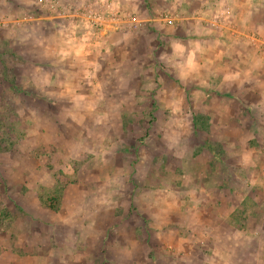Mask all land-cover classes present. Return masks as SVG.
Listing matches in <instances>:
<instances>
[{"label": "rangeland", "instance_id": "obj_1", "mask_svg": "<svg viewBox=\"0 0 264 264\" xmlns=\"http://www.w3.org/2000/svg\"><path fill=\"white\" fill-rule=\"evenodd\" d=\"M181 1L115 3L129 38L171 40L160 62L131 47L119 62L87 55L81 22L0 0V264H264V62L244 102L190 95L199 19ZM223 3L215 15L235 18ZM249 10L264 25V0ZM249 30L234 41L262 56L264 30Z\"/></svg>", "mask_w": 264, "mask_h": 264}, {"label": "crops", "instance_id": "obj_2", "mask_svg": "<svg viewBox=\"0 0 264 264\" xmlns=\"http://www.w3.org/2000/svg\"><path fill=\"white\" fill-rule=\"evenodd\" d=\"M110 1L120 3V5L122 6L121 3L124 0ZM176 1L180 2V0ZM199 1L200 0H198V2ZM224 1L227 0H201L198 6V12H195V10H193L194 5L182 0L181 2L184 4H182L180 7H183V9L177 10V13L179 14H186L189 16V18L199 19L198 23L195 24L194 27L192 26V28L198 29L200 31V43L198 49L196 47L197 43L194 42L195 39L190 38V40L185 41L183 53L184 61L190 59L189 77L191 81L187 87L188 92L193 96L199 94L200 97H202L201 99H203L200 102L203 103L206 102V98L209 96L214 97L217 102L221 101L226 103L229 101H236L237 103H240L243 101L242 96H245V93H243V85H245V87L247 88L248 95L250 92L253 93V89L256 90L259 88V83L256 80V75L258 73H256L255 67L257 63H260V61L257 62L259 58L263 60L261 61L262 63L264 62V54L262 56H256L255 49H252L250 43H248L250 40L249 29L254 28V30L258 29L259 31L264 30V25L261 24L262 22L256 24V20L253 19L254 17L249 10L250 7H252V9L255 7V0H251V3L249 2V0H237L236 7L238 11L236 10L235 18L232 19L230 17L226 19V15H222L221 18L215 15V12L219 8V5ZM186 4H188V6ZM239 9H241V11ZM44 12L46 14L49 13L48 11ZM191 12H193L192 14L194 16L190 14ZM195 13H198L197 16H195ZM143 14L145 16L147 15L145 12ZM46 18L52 17L49 16ZM123 21L126 22V20ZM143 22H145V20H143ZM231 23L236 24V26L232 25ZM126 31L127 25H123L122 29L117 32H113L105 28L102 29V31L99 33L98 43H95V41H89L86 44L88 48L87 55L89 53H93L94 55L90 57L94 59L103 57L110 61V58H116V60L122 62L125 60L128 54V47H131V55L141 56L144 54H148L149 59H154L155 62H160V60H162V57L159 54L162 49H167L166 53H169V55H171V40L166 41L163 44L161 40L156 37V34H152L149 38H137V40L134 41L133 39L129 38L127 33H125ZM236 33H240L241 35H244V37H247V45L245 43L241 44L234 41L235 39L233 37H236L235 35H238ZM228 34L230 36H228ZM239 37L241 36L238 35L237 39H240ZM69 38L73 42H71L73 50L75 51L76 47V51H78V54H80V46L83 44H81L75 36H69ZM176 40L177 39H175V41ZM175 41L172 42L174 45H176L177 42ZM138 48H141V50H139ZM145 48L149 53H145ZM173 50L176 49L173 48ZM185 53H187L186 56ZM192 60H199L200 63L203 61V65L201 66V69L199 71V78L197 74L193 72V67H195V64H192ZM245 64L248 65L249 68H247L246 71H242L245 70H241V68H243ZM219 65L222 66V68H218ZM228 65H230V69H228ZM204 66L206 67V69H204ZM215 66L219 70L215 71ZM208 69L212 72H205V70ZM151 70L154 71L158 69L157 67L153 68L152 66ZM241 86H243L242 89H240ZM257 93L261 95L262 91ZM155 94H160V91H156ZM158 98L159 97L156 96L155 98L151 99V102H155V100H157ZM188 99L191 101L190 96ZM247 100L249 102L247 103L248 105L253 104L255 106L256 103H254L252 95L249 96ZM216 106L219 108L218 105ZM172 164L173 161L171 163V169ZM176 165L182 166V163H180V161H177ZM183 166L185 167V164ZM171 230V232L174 233V230L177 229ZM182 235L183 238L187 236L183 233ZM174 238L178 239L181 238V236H174Z\"/></svg>", "mask_w": 264, "mask_h": 264}, {"label": "built area", "instance_id": "obj_3", "mask_svg": "<svg viewBox=\"0 0 264 264\" xmlns=\"http://www.w3.org/2000/svg\"><path fill=\"white\" fill-rule=\"evenodd\" d=\"M38 3L47 8L50 14L56 13L57 17L72 18L76 23H82L85 33L80 38L82 41H95L99 42V33L102 29H108L113 32L120 31L123 25H127V21L124 22L121 16L118 14V8L114 5V1L97 0L92 4L77 7L72 12L70 10H62L59 8L60 3L57 0H38ZM165 22L171 25V19H164ZM131 22H136L135 18L131 19ZM130 23V22H129ZM139 23V22H138Z\"/></svg>", "mask_w": 264, "mask_h": 264}]
</instances>
